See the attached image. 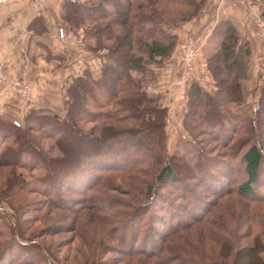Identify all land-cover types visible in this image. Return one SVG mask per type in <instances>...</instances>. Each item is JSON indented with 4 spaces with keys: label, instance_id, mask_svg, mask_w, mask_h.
Listing matches in <instances>:
<instances>
[{
    "label": "trees",
    "instance_id": "trees-1",
    "mask_svg": "<svg viewBox=\"0 0 264 264\" xmlns=\"http://www.w3.org/2000/svg\"><path fill=\"white\" fill-rule=\"evenodd\" d=\"M206 1L64 0L62 21L72 31L83 28L87 50L102 59L100 74L93 77L85 69L68 83L63 115L30 108L20 119L0 117V207L25 191L44 197L36 210L45 207V214L54 208L90 211L93 204L87 207L85 203L94 198L88 193L100 191L101 203L109 204L103 209L134 205L132 216L141 213V220L157 200L162 206L180 209L165 196L170 188L189 196L192 220L179 221L167 233H160V248L150 239L153 251L132 248V256L144 255L143 264L151 259L149 264H264V82L252 109L243 88L249 78L250 41L228 19L219 21L210 35L204 57L215 90L192 80L182 118L187 134L179 133L193 149L192 155L189 151L168 153L167 108L159 106L158 97L148 89L156 81V70L170 59L178 43L177 35L164 26L199 16ZM28 29L46 31L45 18L38 15ZM238 133L242 136L235 139ZM46 140L51 141L47 148ZM219 146L231 148L221 152ZM236 164L241 165L244 180L230 187ZM20 169H26L30 177L33 170H41L36 178L39 186H30ZM200 183L212 187L215 199L202 198L195 191L194 185ZM63 187L79 195L65 201L60 193ZM103 189L131 199H115ZM255 203L263 205L262 209L253 208ZM199 210L202 215H196ZM224 210H228L226 222ZM8 218V237L0 242V264L10 259L9 252L16 245L41 259V251L53 254L32 239L40 231L26 235V221ZM256 227L259 230L254 232ZM55 228L43 227L44 234ZM180 229L186 231L177 235ZM193 230L195 242L209 247L207 251L190 245ZM173 236L183 238L194 253L184 256L178 247L173 250L168 245Z\"/></svg>",
    "mask_w": 264,
    "mask_h": 264
},
{
    "label": "crops",
    "instance_id": "crops-1",
    "mask_svg": "<svg viewBox=\"0 0 264 264\" xmlns=\"http://www.w3.org/2000/svg\"><path fill=\"white\" fill-rule=\"evenodd\" d=\"M63 1L9 0L0 5V68L16 81L29 85V97L24 99L7 85L0 84V117L20 119L30 108L41 113L62 114L68 83L85 69L93 77L99 76L102 59L71 39L73 31L62 21ZM38 15L46 20L47 30L44 32L28 29V24ZM223 19L234 23L241 36L250 41L254 52H264V35L252 27L246 0H207L199 16L170 27L177 35L178 43L170 59L156 70V81L148 88L158 97L159 106L167 108L168 140L172 127L171 139L182 128L187 92L192 82L185 73L183 62L175 55L179 53L183 40L191 35L199 47V58L195 64L199 73L197 81L213 92L215 85L207 68L204 47L217 23ZM60 27L64 30L63 38L57 33ZM256 72L261 74V71ZM256 72L249 73V78H253L243 83L246 93L249 86L256 85ZM246 99H249L248 95Z\"/></svg>",
    "mask_w": 264,
    "mask_h": 264
},
{
    "label": "rangeland",
    "instance_id": "rangeland-1",
    "mask_svg": "<svg viewBox=\"0 0 264 264\" xmlns=\"http://www.w3.org/2000/svg\"><path fill=\"white\" fill-rule=\"evenodd\" d=\"M81 1L87 2L90 0ZM260 2L263 4V0H260ZM204 9L205 7L203 10ZM192 19L181 21L176 26L189 22ZM251 24L252 27L256 28V25L252 20ZM176 26L165 25L164 28L166 31L173 33L171 31L173 28L170 27ZM73 34L77 35L79 40L83 43V48L87 50V41L83 39V28L73 31ZM104 51L105 50H102V52ZM177 54L175 55V58L179 60L177 58ZM257 70L261 71L260 75L256 72ZM250 71L253 73L256 72L254 77L256 85L249 86V90L247 93L245 92V94L248 95L249 99L246 100L253 109L256 107L258 102L259 88L264 82V52L260 53L259 50L256 52L252 50L249 63V73H252ZM251 78L248 79L251 80ZM170 131L173 133L174 128L172 127V130L170 129ZM172 133L170 132L171 135H169L167 145L168 153L171 151H174L175 153L189 151L191 155L194 154L193 149H190V146L179 138V133L187 134L183 127L181 128L180 132H175L173 139H171ZM241 136L242 134L238 133L236 134L235 139H238ZM44 144L45 148H47L51 145V141L46 140ZM210 145L213 147V145L216 144L215 142H212ZM229 148L231 147L229 146ZM229 148H221L220 146L218 147L219 151L221 152L227 151ZM20 170L26 174V181H28L30 186H39L36 178L41 175V170H33L31 177L27 174L26 169ZM234 172V178H232L233 181H228L227 178H224V181H228L230 183V187L233 185L236 186L244 180V175L242 173L240 164L235 165ZM65 188L63 187L60 191L61 196L65 199V201L70 202L69 200L79 195V193L69 192L68 189ZM211 188H208L204 183H200V185L197 186L194 185L195 191L200 193L202 198L206 197L209 200L215 199L214 192ZM263 189L262 191L264 192ZM103 191L115 199L121 198L123 201H129L131 199L127 194H122L119 191L114 192L107 189H103ZM25 193L26 192L23 191L20 195L11 197L7 203L1 204L2 207H0V215H2L3 218H0V242L4 241L8 237L7 234L9 231L5 226L8 224V222L5 217L9 216L8 219L10 221H13L15 217H18L20 221H26L24 223L27 226L26 231L24 232L26 235L36 234L40 231L38 234L40 236L32 237V239L43 244L46 249L49 248V250L53 252V256L51 254L48 256L46 252L41 251L43 254V259H41L37 255L34 256L29 254L25 249L19 245H16L13 247L12 251L9 252L10 259L4 260V262H2L3 264H9L11 261L13 264H22L23 262L24 264H143L145 256H132V248L145 250L150 249L153 251L154 247L152 245L150 246L149 244V241H151L150 239L156 242L157 248H160V233H167L168 230L179 221L190 222V220H192L193 211L190 210L191 205L189 196L182 197L181 191L171 190L170 188L165 192V196L171 200L172 204L179 206L180 209L169 205L162 206L160 200H157L155 203L152 202V206L149 208L148 213L141 220H139L141 213H137L132 216V206L134 205H118L112 207L111 209H103V205L109 206V204L106 202L101 203L102 199L100 198L103 196L100 191L88 193L89 195H93L94 198L92 202L88 201L85 203L87 207H90L91 204L94 205H92L93 208L90 211H76L77 208H71L72 210H59L54 208L49 214H45V211H47V208L45 207H43V209L40 211L36 210L38 207H42L43 205V203L40 202L44 199L42 195L38 193ZM151 195L152 194L150 193V196H148L146 199L148 203L151 201ZM234 197L237 202L240 201L242 204L246 203V201L243 202L245 200L244 198H240L238 196ZM240 203H238V205H240ZM140 204H143V202L141 201L135 205ZM231 205L232 201L229 202V206ZM255 206L256 209H262L263 207V205L260 207V205H257L256 203L252 204L253 208H255ZM96 207H100L102 210L100 209V211L97 212L95 211ZM202 211L203 210H199V212H197V214L195 212V214L202 215L200 214ZM122 212L125 215H122ZM223 213V222H226V214L228 213V210H224ZM136 219L137 221H135ZM261 220H264L263 215H261ZM223 222L222 224H224ZM49 225H54L56 228L44 234L45 231L43 230V227ZM71 227H74V230H70ZM179 228L182 227L180 226ZM180 230L182 231H179L177 235H181L186 231L184 229ZM258 230L259 228L256 227L254 232H257ZM193 238V242L190 244L192 247H200L202 249L206 248L205 245L203 247V244L195 242L196 234H194V230ZM24 239L27 238L24 237ZM183 240V238L173 236L171 239H169L168 245L172 247L173 250L178 247L179 253L184 256H186V254L192 255L194 253L193 248L185 245ZM186 242L189 243V240ZM157 248H155V250H157ZM208 248L209 247H207L205 250L207 251ZM153 260L154 259L148 260V264Z\"/></svg>",
    "mask_w": 264,
    "mask_h": 264
},
{
    "label": "built area",
    "instance_id": "built-area-1",
    "mask_svg": "<svg viewBox=\"0 0 264 264\" xmlns=\"http://www.w3.org/2000/svg\"><path fill=\"white\" fill-rule=\"evenodd\" d=\"M7 1L9 0H0V5ZM246 2L250 12V18L256 25L257 32L264 35V13L260 0H246ZM57 33L60 38L64 37V30L62 27L57 30ZM71 39L77 41L78 44L83 47V43L79 40L77 35L72 34ZM177 58L183 62L185 73L190 79H199V73H197L195 69L196 60L199 58V47L196 46L195 39L191 35L183 40ZM0 84L7 85L14 94L21 98L26 99L29 97V85L24 82L16 81L3 71L2 68H0ZM14 123L18 125L17 121H14Z\"/></svg>",
    "mask_w": 264,
    "mask_h": 264
}]
</instances>
